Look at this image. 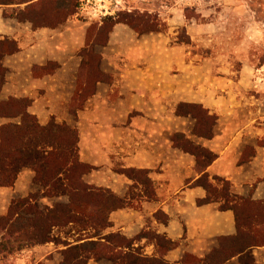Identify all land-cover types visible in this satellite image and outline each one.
<instances>
[{"label": "crops", "instance_id": "obj_1", "mask_svg": "<svg viewBox=\"0 0 264 264\" xmlns=\"http://www.w3.org/2000/svg\"><path fill=\"white\" fill-rule=\"evenodd\" d=\"M3 8L0 6V39L13 42L15 50L5 53L1 59L4 77L0 100L29 98L31 103L27 112L34 114L40 124L54 117L77 128L79 159L93 166L83 180L92 186L109 189L125 200L123 207L110 212L111 226L105 232L118 231L126 238L134 239L132 246L139 247L146 256H159L161 251L155 238L146 234L163 235L175 244L164 251L162 258L174 264L189 263L184 261L185 256L204 257L218 248L220 237L235 234L231 210H219L217 203L198 205L196 202L205 197V189L194 185L200 176L194 170V157L172 145L170 137L178 131L171 132L170 126L166 125L160 99L156 100L164 85L160 79L140 77L142 69L127 62L128 49L109 48L108 52L102 53L97 50L100 45H95L94 52L101 57L99 69L111 79L109 82L97 81L93 94L72 113L70 103L79 88L76 75L83 47L81 32H71L72 16L54 28L32 29L28 21L19 22L3 16ZM118 55L123 57L119 64ZM105 60L108 65L104 64ZM173 96L178 99L175 88ZM217 120L211 139L194 136L201 140L198 144L216 154L204 172L210 179L217 176L229 181L235 194L263 199L260 190H264V146L241 144L244 129L219 130L220 117ZM0 121L2 124L9 119L0 117ZM245 146L251 147L254 153L247 161L239 163ZM257 162L259 168L254 175L249 165ZM120 168L146 170L148 188L118 172ZM24 169L19 172L14 185ZM100 171L106 172L104 177L98 176ZM27 173L33 182V172L28 168ZM254 182L257 186L252 192H241L243 183ZM31 248L45 249L46 255H52V264H60V246L45 243ZM260 250L264 251V246L252 249L258 264L261 263L256 255ZM229 263L237 264L236 258ZM88 264H109V261L91 260Z\"/></svg>", "mask_w": 264, "mask_h": 264}, {"label": "trees", "instance_id": "obj_2", "mask_svg": "<svg viewBox=\"0 0 264 264\" xmlns=\"http://www.w3.org/2000/svg\"><path fill=\"white\" fill-rule=\"evenodd\" d=\"M29 1L0 0V6H4L3 16L19 22L28 21L32 29L54 28L75 15L79 6L78 0ZM117 24L127 25L137 36L161 32L165 25L151 14L135 10H120L95 21L89 41L80 50L81 62L76 75L79 88L70 103L72 113L93 94L97 81H110L111 76L99 69L101 57L94 52V46H105ZM14 50L13 42L0 39V86L4 77L1 59ZM30 103L29 98L0 100V117L9 119L0 124V187H12L23 168L33 172V182L41 187L38 193L12 198L5 212L0 214V259L9 261L22 250L53 243L61 247L60 264H88L100 259L108 260L109 264H174L162 258L164 251L175 244L163 235L146 234L155 238L161 249L159 256H146L139 247L132 246L134 239L118 231L105 232L111 226L110 212L123 207L125 200L109 189L92 186L83 180L93 166L79 159L77 128L54 117L40 124L34 114L27 112ZM174 113L193 119V136L213 137L218 116L201 104L178 102ZM170 140L181 152L194 157V170L200 174L194 185L205 189V197L198 199L197 204L217 203L219 210L233 212L235 223V234L220 237L217 249L189 263L178 264H232L229 263L232 258H236L237 264H258L252 249L264 245V198L235 194L229 181L217 176L210 179L204 171L216 154L185 133L174 132ZM259 145L264 146V143ZM245 151L254 153L251 147L245 146L239 163L251 156ZM118 172L148 188L146 170L120 168ZM39 196L49 199L65 196L67 201H54L40 208Z\"/></svg>", "mask_w": 264, "mask_h": 264}, {"label": "rangeland", "instance_id": "obj_3", "mask_svg": "<svg viewBox=\"0 0 264 264\" xmlns=\"http://www.w3.org/2000/svg\"><path fill=\"white\" fill-rule=\"evenodd\" d=\"M78 1V11L70 18V29L81 32L83 45L89 41L95 21L120 10L149 13L165 24L161 32L140 36L127 25L120 24L114 29L111 41L105 47L97 46V50L106 53L109 48H126L127 62L142 69L140 77L160 79L164 85L156 100L160 99L161 114L166 117L171 132L182 131L201 143L190 134L193 119L173 115L178 102H193L216 115L223 114L217 115L220 117L219 130L243 128L241 144L264 143V0ZM118 56L117 64L123 58ZM104 64L108 62L105 60ZM148 65L150 68H145ZM173 88L178 99L173 96ZM245 153L251 155L250 151ZM262 167L264 170V164ZM258 168V162L249 165L254 175ZM27 171L25 168L16 185L0 188V214L5 212L12 198L40 192L41 187L30 180ZM105 174L100 171L98 176ZM241 186V192L245 193L257 184L243 183ZM260 193L264 194V190ZM54 201L66 202L67 198H37L40 208ZM261 246L264 245L257 247ZM38 250L30 247L14 254L9 261L0 259V264L54 262L45 249ZM192 259L185 256L184 261ZM256 259L264 264V251H258Z\"/></svg>", "mask_w": 264, "mask_h": 264}]
</instances>
